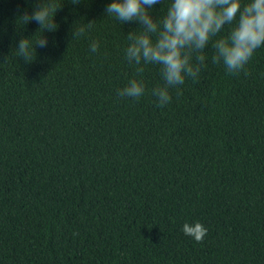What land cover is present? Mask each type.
Wrapping results in <instances>:
<instances>
[{
  "label": "trees",
  "instance_id": "obj_1",
  "mask_svg": "<svg viewBox=\"0 0 264 264\" xmlns=\"http://www.w3.org/2000/svg\"><path fill=\"white\" fill-rule=\"evenodd\" d=\"M0 264H264V0H0Z\"/></svg>",
  "mask_w": 264,
  "mask_h": 264
}]
</instances>
